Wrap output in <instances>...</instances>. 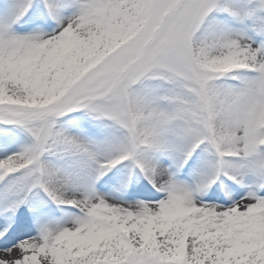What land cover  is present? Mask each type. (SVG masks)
<instances>
[{"label": "snow or ice", "instance_id": "snow-or-ice-1", "mask_svg": "<svg viewBox=\"0 0 264 264\" xmlns=\"http://www.w3.org/2000/svg\"><path fill=\"white\" fill-rule=\"evenodd\" d=\"M0 264H264V0H0Z\"/></svg>", "mask_w": 264, "mask_h": 264}]
</instances>
